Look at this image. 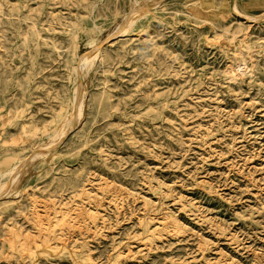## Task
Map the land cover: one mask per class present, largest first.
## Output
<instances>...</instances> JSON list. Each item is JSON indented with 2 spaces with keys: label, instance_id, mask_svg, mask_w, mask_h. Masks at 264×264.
Wrapping results in <instances>:
<instances>
[{
  "label": "rangeland",
  "instance_id": "rangeland-1",
  "mask_svg": "<svg viewBox=\"0 0 264 264\" xmlns=\"http://www.w3.org/2000/svg\"><path fill=\"white\" fill-rule=\"evenodd\" d=\"M0 264H264V0H0Z\"/></svg>",
  "mask_w": 264,
  "mask_h": 264
},
{
  "label": "bare ground",
  "instance_id": "bare-ground-1",
  "mask_svg": "<svg viewBox=\"0 0 264 264\" xmlns=\"http://www.w3.org/2000/svg\"><path fill=\"white\" fill-rule=\"evenodd\" d=\"M126 27H127V25H123V26H120V28H119V30H118V33H123V32H125L126 31ZM89 55H85L84 57H83V60L84 61H87L88 59H89V57H88ZM80 108H81V106L79 107V110H80ZM74 116L72 115V117L71 118H73ZM18 170V169H17ZM18 174H19V172L18 171H15L13 174H12V177H11V179H10V181H9V184H8V186L6 187V186H4V188L1 190L3 193V195L4 194H6V195H8V194H10V193H12L13 191H15L17 188H18V181L16 180V177L18 176ZM6 187V188H5ZM170 221H169V220ZM161 225L162 226H164V227H168V225L170 224V225H172L173 227H176L177 228V226H178V222H177V220L176 219H171L170 217H164V218H162V220H161ZM172 227V228H173ZM176 230V229H175ZM170 231V230H169ZM144 239H146V238H144Z\"/></svg>",
  "mask_w": 264,
  "mask_h": 264
}]
</instances>
